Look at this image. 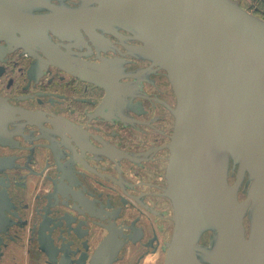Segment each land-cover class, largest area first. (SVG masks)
Returning <instances> with one entry per match:
<instances>
[{
  "label": "water",
  "instance_id": "1",
  "mask_svg": "<svg viewBox=\"0 0 264 264\" xmlns=\"http://www.w3.org/2000/svg\"><path fill=\"white\" fill-rule=\"evenodd\" d=\"M57 1L0 0V37L18 32L31 51L39 48L73 70L69 48L62 51L49 30L76 43L80 29L94 43L96 29L122 30L139 42L127 44L128 51L163 69L171 85L176 105L164 194L173 231L164 264H264V18L239 0H78V7ZM41 10L47 12L34 13ZM114 68L102 59L80 73L108 88L111 98L121 87L112 79ZM12 111L0 100V142L8 140ZM6 164L0 158V172ZM6 185L0 176V250L11 224L7 213L14 214ZM55 220L41 230L50 250L40 248L51 261L58 251L50 239ZM112 224L90 264L115 260Z\"/></svg>",
  "mask_w": 264,
  "mask_h": 264
},
{
  "label": "flooded vegetation",
  "instance_id": "2",
  "mask_svg": "<svg viewBox=\"0 0 264 264\" xmlns=\"http://www.w3.org/2000/svg\"><path fill=\"white\" fill-rule=\"evenodd\" d=\"M80 32L76 43L48 31L62 51L69 48L73 70L39 48L31 51L18 32L0 37V100L14 115L7 119L8 140L0 142V158L7 159L0 176L14 213H7L0 261L18 248L37 264L66 257L64 264H90L112 223L118 250L111 264L164 261L173 222L164 189L175 95L163 69L128 51L127 44L139 42L127 32L96 29V43ZM102 59L118 67L112 79L120 92L111 98L108 88L80 73ZM54 219L50 239L58 251L51 261L40 244L50 250L41 230Z\"/></svg>",
  "mask_w": 264,
  "mask_h": 264
},
{
  "label": "rangeland",
  "instance_id": "3",
  "mask_svg": "<svg viewBox=\"0 0 264 264\" xmlns=\"http://www.w3.org/2000/svg\"><path fill=\"white\" fill-rule=\"evenodd\" d=\"M239 3L246 10L258 15L261 18H264V0H239ZM153 175H152V177L154 179L155 177ZM132 177L133 178H139L140 175L133 173ZM232 179H230V182H231ZM239 198L240 199L243 198V195L241 193H239ZM169 202H171V201L169 200ZM160 204H162L163 206H167V202L166 201H161ZM170 230H171V236H172L173 222H172V224L170 226ZM156 257L157 256H152V259H155ZM149 259L150 258H148L147 261L144 264H153V263L163 264V262H164L162 257H159L156 261H153L152 259L149 260ZM126 264H128V263H126Z\"/></svg>",
  "mask_w": 264,
  "mask_h": 264
},
{
  "label": "crops",
  "instance_id": "4",
  "mask_svg": "<svg viewBox=\"0 0 264 264\" xmlns=\"http://www.w3.org/2000/svg\"><path fill=\"white\" fill-rule=\"evenodd\" d=\"M0 264H37V260L22 249L16 248L7 253Z\"/></svg>",
  "mask_w": 264,
  "mask_h": 264
},
{
  "label": "bare ground",
  "instance_id": "5",
  "mask_svg": "<svg viewBox=\"0 0 264 264\" xmlns=\"http://www.w3.org/2000/svg\"><path fill=\"white\" fill-rule=\"evenodd\" d=\"M234 177H235V172H233V174H229L228 182H229V183H232V182H230V179L233 178V180H234ZM166 188H167V185H166V187H165V189H164V193H165V191H166ZM242 189H243V184H242L241 187H240L239 193H241ZM239 193H238V197H239ZM242 195H243V197H244V194H242ZM239 199H240V198H239ZM245 226H246V231H247V229H248L247 224H245Z\"/></svg>",
  "mask_w": 264,
  "mask_h": 264
}]
</instances>
